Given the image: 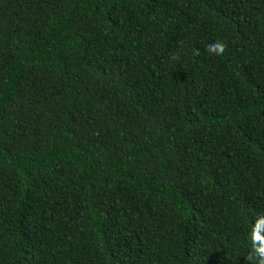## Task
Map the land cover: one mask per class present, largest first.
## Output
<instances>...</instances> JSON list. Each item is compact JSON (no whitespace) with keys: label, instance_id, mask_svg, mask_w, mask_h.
<instances>
[{"label":"trees","instance_id":"obj_1","mask_svg":"<svg viewBox=\"0 0 264 264\" xmlns=\"http://www.w3.org/2000/svg\"><path fill=\"white\" fill-rule=\"evenodd\" d=\"M262 213L264 0H0V264H249Z\"/></svg>","mask_w":264,"mask_h":264},{"label":"clouds","instance_id":"obj_2","mask_svg":"<svg viewBox=\"0 0 264 264\" xmlns=\"http://www.w3.org/2000/svg\"><path fill=\"white\" fill-rule=\"evenodd\" d=\"M225 43L220 40H214L206 45L209 52L215 53L217 56H222L225 51ZM264 213L260 214L252 228L251 247L248 255L245 257L249 264H264ZM259 242V243H257Z\"/></svg>","mask_w":264,"mask_h":264}]
</instances>
